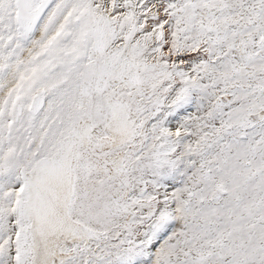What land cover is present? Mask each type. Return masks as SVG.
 <instances>
[{
  "label": "snow or ice",
  "instance_id": "6c2138e0",
  "mask_svg": "<svg viewBox=\"0 0 264 264\" xmlns=\"http://www.w3.org/2000/svg\"><path fill=\"white\" fill-rule=\"evenodd\" d=\"M0 264H264V0H0Z\"/></svg>",
  "mask_w": 264,
  "mask_h": 264
}]
</instances>
